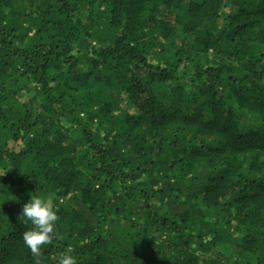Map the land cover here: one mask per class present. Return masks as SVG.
I'll list each match as a JSON object with an SVG mask.
<instances>
[{
	"label": "trees",
	"instance_id": "16d2710c",
	"mask_svg": "<svg viewBox=\"0 0 264 264\" xmlns=\"http://www.w3.org/2000/svg\"><path fill=\"white\" fill-rule=\"evenodd\" d=\"M33 196L42 264H264V0H0V264Z\"/></svg>",
	"mask_w": 264,
	"mask_h": 264
},
{
	"label": "clouds",
	"instance_id": "9594fccd",
	"mask_svg": "<svg viewBox=\"0 0 264 264\" xmlns=\"http://www.w3.org/2000/svg\"><path fill=\"white\" fill-rule=\"evenodd\" d=\"M20 216L24 223L31 222L32 225L21 234L22 241L34 257V264H42V248L60 238L55 227L60 218L54 210V203L51 199L33 196L23 204ZM72 252V248L62 252L58 264H77Z\"/></svg>",
	"mask_w": 264,
	"mask_h": 264
},
{
	"label": "rangeland",
	"instance_id": "374dc122",
	"mask_svg": "<svg viewBox=\"0 0 264 264\" xmlns=\"http://www.w3.org/2000/svg\"><path fill=\"white\" fill-rule=\"evenodd\" d=\"M23 92H22V95L25 93V92L24 93ZM24 96H25V94H24ZM123 107L125 108L124 105H123ZM62 125L65 126V127H68L69 126V124L66 121H62Z\"/></svg>",
	"mask_w": 264,
	"mask_h": 264
}]
</instances>
